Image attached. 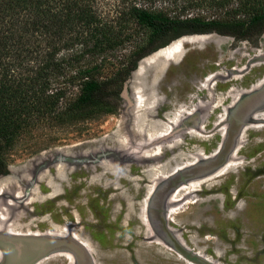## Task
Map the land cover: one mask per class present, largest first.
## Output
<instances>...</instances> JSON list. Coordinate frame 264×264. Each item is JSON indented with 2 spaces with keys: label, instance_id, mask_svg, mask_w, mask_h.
<instances>
[{
  "label": "bare ground",
  "instance_id": "6f19581e",
  "mask_svg": "<svg viewBox=\"0 0 264 264\" xmlns=\"http://www.w3.org/2000/svg\"><path fill=\"white\" fill-rule=\"evenodd\" d=\"M204 41L222 38L182 37L142 57L128 80L132 104L90 133L97 139L7 170L0 180V264L260 263L253 237L260 216L245 214L248 203L236 186L247 130H259L253 121L264 118V63L247 88L236 82L214 93L219 69L198 79L185 103L157 97L170 65ZM238 53L228 80L238 81L248 65L250 54Z\"/></svg>",
  "mask_w": 264,
  "mask_h": 264
},
{
  "label": "trees",
  "instance_id": "16d2710c",
  "mask_svg": "<svg viewBox=\"0 0 264 264\" xmlns=\"http://www.w3.org/2000/svg\"><path fill=\"white\" fill-rule=\"evenodd\" d=\"M124 1L113 21L98 14L95 0H0V143L21 126L8 115L30 112L28 104H39L41 113L74 114L118 97L138 61L177 37L212 31L242 37L264 28L259 0H238V9L221 17L187 9L223 8L231 0H185L173 13L152 8L157 0ZM127 41L126 64L101 80L95 59Z\"/></svg>",
  "mask_w": 264,
  "mask_h": 264
},
{
  "label": "rangeland",
  "instance_id": "374dc122",
  "mask_svg": "<svg viewBox=\"0 0 264 264\" xmlns=\"http://www.w3.org/2000/svg\"><path fill=\"white\" fill-rule=\"evenodd\" d=\"M126 2L124 0H95L98 14L104 19L114 18L113 21H115L118 11L123 8V4ZM184 2L185 0H157L151 7L154 9L165 7L169 10V13H173L178 11V7L185 4ZM237 2L238 0H231L223 8L202 3L189 7L187 11L190 14L200 13L205 16H210L211 14L214 16L216 14L221 17L226 9H238ZM258 4L260 9L264 8V0H259ZM236 14L239 16L241 13ZM142 33L143 31L140 30L139 35L141 36ZM212 34L222 38V41L217 45L204 41L199 46L189 48L179 63L170 65L157 97H161L167 102L173 101L176 104L178 102L185 103L187 101L186 95L196 91L197 80L219 69L223 73L214 76V87L212 88L214 93L224 91L231 84H237L236 82H238L239 86L247 88L255 78L260 77V63H264V47H260V43L264 41V28L242 37H237L234 34ZM131 45L132 43L127 41L121 47L95 59V63H100L99 76L101 80L111 78L119 68L126 64V55ZM241 49L250 54L246 63L248 65L241 72L239 71L241 77L238 81L228 80L226 73L234 66L235 60L239 56L238 52ZM256 50H260L259 55L254 53ZM221 59L222 61H220ZM245 60L243 59L242 63ZM219 61L221 62L220 64H218ZM55 80L61 81L63 78L60 77ZM128 80L118 97H107L104 99L106 104H95V106L86 108L81 112L74 114L61 112L60 115L41 113L39 104H28L30 112L27 113L25 110L8 115V118H16L17 121H20L21 126L16 135L0 143V166L2 168L0 180L8 176L7 170L11 166L21 168L26 163H29L30 160H34L44 153L50 154L56 150L69 152L70 147L68 146L72 144L97 139L99 135L90 136V133L94 131L102 132L112 118H117L121 114L125 104H132ZM67 89L68 95L73 94L74 89ZM149 102L150 100L145 98L141 103L148 104ZM167 102L165 103L167 104ZM63 105L66 104H58V107ZM217 111H219L218 108L215 112ZM11 112L13 111L10 109ZM256 114L259 116L263 113L260 114V110H256ZM209 119L211 120L212 117H209ZM253 122L260 123L263 126L264 118ZM262 126L259 130H247L243 146L239 152L245 162L242 168L239 169L240 172L237 173L239 178L236 186L240 197L248 203V205L246 204L247 210H245V214L260 216V227L258 226L257 231L253 233L257 232L253 237H258V241H260V263L256 264H264V127ZM219 138L220 136L216 134L210 146H208L207 141L196 140V142L204 147L208 146L206 151L209 152V149L215 145ZM234 176V174L230 176L227 184L233 180ZM223 179L224 176L222 177ZM57 189L60 188L57 187ZM253 199L260 201L259 207L253 208L249 204ZM215 225L218 226V224ZM220 235H214V239L219 241V244H225L226 241L223 235ZM253 237L248 239L250 240ZM248 246L247 251L250 252L252 249L250 244ZM222 264L247 263L240 259H235L233 261H223Z\"/></svg>",
  "mask_w": 264,
  "mask_h": 264
},
{
  "label": "water",
  "instance_id": "95a60500",
  "mask_svg": "<svg viewBox=\"0 0 264 264\" xmlns=\"http://www.w3.org/2000/svg\"><path fill=\"white\" fill-rule=\"evenodd\" d=\"M212 33H217V32H214V31H212V32H208V33H193V34H186V35H182V36H180V37H177V38H175V39H173V40H176V39H179V38H182V37H191V36H199V35H207V34H212ZM173 40H171L170 42H172ZM169 42V43H170ZM168 43V44H169ZM203 43V42H202ZM202 43H199V44H197L196 46H199V45H201ZM164 46H166V45H164ZM164 46H162V47H159L158 49H156V50H159V49H161V48H163ZM185 48H188V47H185ZM155 50V51H156ZM154 52V51H153ZM180 60H181V58H180ZM179 60V61H180ZM178 61V62H179ZM210 75H212V73H210L209 75H206V76H204V78H207L208 76H210ZM232 111L233 110H231V111H229L230 112V114L232 115ZM246 123L244 124V123H242V122H240L241 124H243L244 126H247L246 124H248V122L247 121H245ZM220 144H221V142L219 143V145L218 146H220ZM218 150V147H217V149H216V151ZM227 158V157H226Z\"/></svg>",
  "mask_w": 264,
  "mask_h": 264
}]
</instances>
